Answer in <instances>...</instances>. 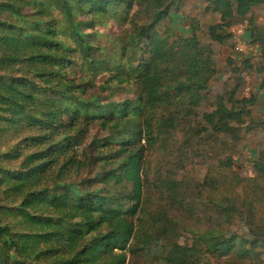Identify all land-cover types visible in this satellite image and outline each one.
<instances>
[{
  "label": "trees",
  "instance_id": "trees-1",
  "mask_svg": "<svg viewBox=\"0 0 264 264\" xmlns=\"http://www.w3.org/2000/svg\"><path fill=\"white\" fill-rule=\"evenodd\" d=\"M182 1L0 3V264H196L206 256L218 264H264V151L255 161V177L218 176L233 167L229 160L195 186L200 195L165 180L156 187L164 204L141 223L143 151L138 145L145 135L153 138L150 126L159 109L180 103L199 107L216 75L212 48L202 45L197 27L190 36L157 30ZM205 1L207 11L220 16L208 31L215 43L225 45L232 38L229 29L249 19L250 43L259 46L263 60L259 89L264 92V26L253 18L264 0ZM135 2L154 8L153 20L131 37L141 56L115 73L116 63L93 60L99 47L91 37L100 25H124ZM250 61L246 66L254 70ZM103 64L111 65L106 85H134L136 99L103 102L84 77L71 75L80 66ZM229 103L220 101L204 116L215 134L239 141L243 131L264 130V121L250 119L253 97H231ZM131 112L144 121L131 119ZM173 115L170 110L166 124L174 123ZM94 127L108 135L82 149ZM7 137L12 146L4 143ZM101 149L107 154L99 156ZM91 183L101 184L103 191ZM127 183L133 185L128 209L111 189ZM198 199L212 212L205 220L215 225L203 228ZM235 218L245 223L250 238L225 234L222 223L230 225ZM189 222L191 246L178 241L181 225Z\"/></svg>",
  "mask_w": 264,
  "mask_h": 264
},
{
  "label": "rangeland",
  "instance_id": "rangeland-1",
  "mask_svg": "<svg viewBox=\"0 0 264 264\" xmlns=\"http://www.w3.org/2000/svg\"><path fill=\"white\" fill-rule=\"evenodd\" d=\"M2 2L3 0H0V3ZM206 7L205 0H183L171 8L167 17L157 28L162 35L172 31L174 36H190L192 27H197V37L202 45L212 48L216 75L211 80L209 89L203 93V101L199 107L191 108L180 103L169 106V108L164 106L159 109L155 120L152 121L153 125L150 126V131L154 132L153 138H149L151 135H145L138 145V148L143 151L144 197L142 208L144 211L140 214L141 223L149 222L164 204L156 187H159L167 179L175 180L200 195L195 191V186L202 183L206 176L216 167L219 168L223 162L233 161L231 169L218 174V176H225L228 180L234 177L241 180L249 179L257 175L255 161L264 151V130L257 128L250 133L243 131L242 138L235 141L227 135L215 134L206 123L204 116L213 113L220 101L230 107L231 97L239 100L245 98L246 79L249 78L252 88L251 97L255 99L254 105L249 107L252 114L250 119L256 122L264 121V92L259 89L262 80L260 67L263 63L260 57V48L250 43V24L246 32L247 49L245 53L238 49V44L234 42L233 38L225 45L213 42L209 37V27L218 24L220 16L207 11ZM153 9L148 4L145 7H139L135 2L131 16L124 25L111 23L107 27L100 25L97 30H94L98 35L91 38L95 39V46L99 47V50L93 55V60L98 63H106L109 60L116 63L113 69L116 73L117 69L125 68H118L119 66H124L133 57L141 56V52L136 46H133L131 37L136 31H139L140 26L152 22ZM253 18L257 25L264 26V6L255 9ZM242 22L240 21L238 24ZM63 27L61 25L62 29ZM92 32L93 30H88L87 33L91 34ZM127 43H129L128 48ZM247 60L252 61L254 70L247 68ZM110 66L105 68L103 64L100 68L92 69L80 66L79 69L72 71L71 75H78L79 79L84 77V82L91 88L92 94L100 96L103 102L121 103L136 99L138 91L134 85H106L111 74ZM126 72L125 69L124 73ZM170 110L171 113H174L175 121L173 124H166L165 121L169 118ZM130 118L135 121H144L134 112L130 113ZM157 123L160 124V127L157 126ZM91 131L82 149L92 144L94 140L102 139L108 135L101 133L97 127L92 128ZM4 143L12 146L15 142L12 137H7ZM98 153L99 156L107 154L102 149ZM97 171L96 167L95 172ZM95 172L91 179L95 177ZM83 175L90 178L88 172H84ZM91 184H93L94 190L103 191L101 184ZM111 189L128 209L130 200L127 198L133 193V185L127 183L117 188L111 187ZM239 191L241 194L242 191ZM205 197L207 194L203 195V198ZM197 201V212L202 219L203 228L215 225V222L211 224L210 221L205 220V216L208 218L212 214L210 208L206 206L205 200L198 199ZM190 226L191 222L181 225L178 241L182 245L191 246L193 244ZM222 230L228 236L236 234L250 238L248 227L238 218L233 219L230 225L222 223ZM218 263L217 259L206 256L205 260L196 264Z\"/></svg>",
  "mask_w": 264,
  "mask_h": 264
},
{
  "label": "built area",
  "instance_id": "built-area-1",
  "mask_svg": "<svg viewBox=\"0 0 264 264\" xmlns=\"http://www.w3.org/2000/svg\"><path fill=\"white\" fill-rule=\"evenodd\" d=\"M249 20L245 19L242 23L234 25L229 29V33L232 35V38L236 44H238V49L242 52H246L247 49V39L246 32L249 27ZM247 86L245 88V98L250 99L252 94V88L250 86V79H246Z\"/></svg>",
  "mask_w": 264,
  "mask_h": 264
}]
</instances>
